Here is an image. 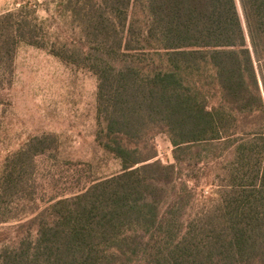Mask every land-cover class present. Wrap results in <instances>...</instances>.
<instances>
[{"label":"trees","instance_id":"trees-1","mask_svg":"<svg viewBox=\"0 0 264 264\" xmlns=\"http://www.w3.org/2000/svg\"><path fill=\"white\" fill-rule=\"evenodd\" d=\"M67 2L80 36L51 52L96 76L95 141L121 169L37 192L58 141L29 138L4 162L0 220L14 198L35 207L0 264H264V0ZM20 42L43 46L9 11L0 76ZM159 134L172 162L156 159Z\"/></svg>","mask_w":264,"mask_h":264},{"label":"rangeland","instance_id":"rangeland-1","mask_svg":"<svg viewBox=\"0 0 264 264\" xmlns=\"http://www.w3.org/2000/svg\"><path fill=\"white\" fill-rule=\"evenodd\" d=\"M67 1L0 0V17L9 11L26 15L37 24L43 43L34 46L20 42L14 54L12 75L0 76L5 82L0 88V94L5 96L0 111V174L6 158L32 136L52 133L57 137L58 151L37 160L33 172L37 192L62 191L75 187L78 177L84 183L87 178L111 176L121 169L119 160L95 141L96 76L51 52L52 45L57 48L71 44L72 38L80 36L78 22ZM239 11L242 14L240 6ZM155 145L156 159L163 163L173 161L172 145L165 134L156 136ZM4 204L7 206L2 211L18 216L0 220V251L18 240V224L27 220L35 207L33 202L22 198Z\"/></svg>","mask_w":264,"mask_h":264}]
</instances>
